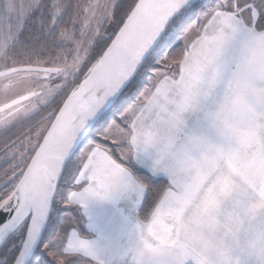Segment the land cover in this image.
<instances>
[{
    "label": "snow or ice",
    "instance_id": "6c2138e0",
    "mask_svg": "<svg viewBox=\"0 0 264 264\" xmlns=\"http://www.w3.org/2000/svg\"><path fill=\"white\" fill-rule=\"evenodd\" d=\"M0 264H264V0H0Z\"/></svg>",
    "mask_w": 264,
    "mask_h": 264
}]
</instances>
